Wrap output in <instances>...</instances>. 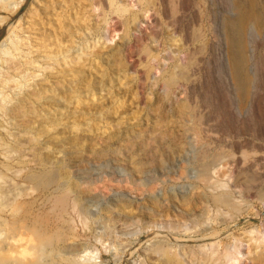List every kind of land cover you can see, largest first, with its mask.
<instances>
[{"label": "rangeland", "instance_id": "1", "mask_svg": "<svg viewBox=\"0 0 264 264\" xmlns=\"http://www.w3.org/2000/svg\"><path fill=\"white\" fill-rule=\"evenodd\" d=\"M50 1L0 0V264H175L154 245L194 242L208 217L245 261L261 252L264 73L242 97L215 50L228 0H188L179 23L159 0H75L76 39ZM58 30L73 60L52 59Z\"/></svg>", "mask_w": 264, "mask_h": 264}, {"label": "bare ground", "instance_id": "2", "mask_svg": "<svg viewBox=\"0 0 264 264\" xmlns=\"http://www.w3.org/2000/svg\"><path fill=\"white\" fill-rule=\"evenodd\" d=\"M96 1V0H95ZM116 0H111L110 4H114ZM120 1V0H119ZM129 1V0H128ZM214 1V0H212ZM101 2V1H100ZM99 0H97L98 4H101ZM190 2V1H189ZM96 3V4H97ZM104 3V2H103ZM106 3V2H105ZM129 3V2H128ZM156 3V2H155ZM216 3V1H215ZM228 8L231 12V16L229 18L224 17L222 14H220L218 17H215L214 22V29H212V33L214 34V37L211 39L212 41H215L217 43L215 50L218 51L220 54L224 53L226 62L228 63L226 66L227 71L234 77V80L236 81V87L241 94L242 97H250L252 89L253 91H256L257 86L255 85V80H257V77L259 75H263L264 70V61H262V58L264 59V52L260 53L258 55V49L264 50V0H228ZM226 3V4H227ZM46 4V3H45ZM108 4V3H107ZM159 4L161 6V12L164 17L171 18L173 20H176L177 23H179L180 14H182V11H185L188 5V0H159ZM197 5V4H196ZM218 5V4H217ZM96 6V5H95ZM98 6V5H97ZM96 6V7H97ZM149 6V5H147ZM100 7V6H98ZM152 7V6H150ZM62 12H71L78 8V4L75 0H66V1H60V0H51L47 6L44 5V11L51 13L53 10L61 9ZM102 8V7H101ZM156 9V8H155ZM148 12V11H145ZM158 12V11H157ZM239 12V13H238ZM238 13V14H237ZM135 15V14H134ZM63 17V14H62ZM69 20L71 21V38L76 39L75 34H77L76 28L77 25H74L76 22V17H74L71 13L69 14ZM40 18V17H39ZM38 18V19H39ZM184 19V18H183ZM37 20V18H36ZM170 20V19H169ZM144 21V20H143ZM186 21V20H185ZM38 22V21H37ZM141 21H137L136 25L137 27L141 26ZM65 23V22H64ZM123 23V22H122ZM146 23V22H145ZM148 23V22H147ZM170 23V21H169ZM34 24V22H33ZM117 21H114V26L117 25ZM158 24V23H157ZM166 24V22H165ZM176 24V23H175ZM194 24V23H193ZM199 24V23H198ZM197 22L195 25H197ZM65 24H62L61 28L64 27ZM123 25V24H122ZM180 25V24H179ZM55 27V25H51ZM113 26V27H114ZM182 26V25H181ZM191 26L192 22H191ZM190 28L189 26H185L187 31V35L189 37V42L192 41V38L195 36L193 33H195L200 29V24L198 27ZM80 28V27H79ZM180 28V26L178 27ZM112 29V27H111ZM185 29V28H184ZM50 30V29H49ZM62 31V30H61ZM64 32V31H63ZM56 34V33H53ZM63 33H58L53 36V43L57 48V52L53 53L52 59L58 60L61 57V54L64 53V57L70 58L73 54L74 47L73 45H67L62 47V44L64 43V38L61 36ZM197 35V34H196ZM113 36V35H112ZM199 39V35H197ZM213 36V35H212ZM140 37V35H139ZM201 37V36H200ZM261 39V45L259 42H257L258 39ZM140 39V38H139ZM144 39V38H143ZM156 39V38H155ZM214 39V40H213ZM71 40V39H70ZM47 42V41H46ZM194 42V40H193ZM28 44V43H27ZM212 43H208L210 45ZM207 45V44H206ZM45 46V45H44ZM205 46V45H204ZM214 46V45H211ZM147 47V46H146ZM19 49V48H18ZM145 49V48H144ZM195 51H198L201 53V46L198 45L197 47L193 48ZM209 48H207L208 50ZM179 50V49H178ZM192 50V49H191ZM180 51V50H179ZM193 55L195 54V51ZM205 51V50H204ZM66 52V54H65ZM191 52V53H193ZM217 52V53H218ZM143 53V52H142ZM148 53V52H147ZM190 53V54H191ZM206 53V52H205ZM186 54V53H185ZM130 55V54H129ZM63 56V55H62ZM190 55H188L189 57ZM200 56V55H199ZM204 56V55H203ZM184 57V56H183ZM201 57V56H200ZM181 58V57H180ZM179 58V59H180ZM191 58V56H190ZM182 59V58H181ZM201 59V58H199ZM205 59V58H203ZM224 59V58H223ZM152 60V59H151ZM162 60V59H161ZM182 61V60H181ZM204 62V61H203ZM30 63V62H29ZM181 63V62H180ZM184 64V63H183ZM186 64V63H185ZM164 66V65H163ZM161 68V66H160ZM189 68V67H188ZM177 69V68H176ZM192 69V68H191ZM186 70V69H185ZM184 70V71H185ZM151 71V70H150ZM163 71V70H162ZM189 72V70H188ZM212 73V71H211ZM192 74V73H191ZM152 75V74H151ZM190 76V75H189ZM157 77V76H156ZM191 78V77H190ZM189 78V79H190ZM173 81V80H172ZM177 81V80H176ZM180 82V81H179ZM257 82V81H256ZM156 83V82H155ZM173 84V83H171ZM169 85V84H168ZM180 85V84H179ZM165 89L167 88L166 85ZM163 86V87H164ZM170 86V85H169ZM182 86V85H181ZM234 87V86H233ZM168 89V88H167ZM172 91V90H171ZM182 91V89H181ZM237 91V92H238ZM206 92V91H205ZM260 92V91H259ZM181 93V92H180ZM168 94V93H167ZM187 94V93H186ZM206 94V93H205ZM253 95V93H252ZM210 96V95H209ZM220 97V96H219ZM37 99V98H36ZM194 101V100H193ZM230 102V101H229ZM240 104V103H239ZM194 105V104H193ZM227 106V105H226ZM206 110V109H205ZM220 111V110H219ZM199 112V111H198ZM199 116V115H198ZM222 116V115H221ZM236 116V115H235ZM227 117V116H225ZM224 118V117H223ZM259 118V117H258ZM256 119V118H255ZM254 119V120H255ZM203 120V119H202ZM198 122V121H197ZM231 122V121H230ZM264 122V121H263ZM200 123V122H199ZM218 123V122H217ZM223 124V123H222ZM262 124V123H261ZM264 124V123H263ZM204 125V124H203ZM242 125V124H241ZM247 125V124H246ZM256 125V124H255ZM257 126V125H256ZM257 128V127H256ZM207 129V128H206ZM203 131V130H202ZM251 131V130H250ZM242 132V131H241ZM210 133V132H209ZM263 136V135H262ZM227 138V137H226ZM248 142V140H247ZM209 143V142H208ZM243 143V142H242ZM248 144V143H247ZM201 145V144H200ZM206 146V145H205ZM246 146V145H245ZM249 147V145H248ZM204 148V147H203ZM206 148V147H205ZM255 148V145H254ZM257 148V147H256ZM260 148V147H259ZM222 149V148H221ZM248 151V150H247ZM206 153V151H203V153ZM208 152V151H207ZM203 153L201 155H203ZM204 153V154H205ZM196 155V154H195ZM225 155V154H224ZM261 156V155H260ZM259 156V157H260ZM201 157V156H200ZM258 157V158H259ZM196 158V157H195ZM262 158V157H260ZM255 160V159H254ZM257 160V159H256ZM239 163V162H238ZM251 167V166H250ZM263 167V166H262ZM242 168V167H241ZM207 170V169H206ZM245 170V169H244ZM197 171V170H196ZM228 171V170H227ZM203 172V171H202ZM205 172V171H204ZM207 172V171H206ZM231 172V171H230ZM236 172V171H235ZM201 173V172H200ZM209 174V173H208ZM231 174V173H230ZM249 175V174H248ZM200 176V175H199ZM208 177V176H207ZM204 178V177H203ZM250 178V177H248ZM231 179V178H230ZM253 179V178H252ZM237 183L239 182V179H237ZM201 181V180H200ZM234 182V181H233ZM236 183V182H235ZM236 183V186H237ZM209 184V183H208ZM251 184V183H250ZM205 185V184H204ZM235 185V184H234ZM233 186V185H232ZM235 186V187H236ZM209 187V186H208ZM234 187V186H233ZM239 190L246 194L247 196L251 192V186L248 185L245 182L239 183L238 187ZM237 189V191H239ZM1 191V190H0ZM236 191V190H235ZM5 193L0 192V199H2L0 202V205H4L5 201H3ZM232 195V194H231ZM217 196V195H216ZM250 196V195H249ZM6 199V198H5ZM217 201V200H216ZM231 201V200H230ZM8 202V201H7ZM6 202V203H7ZM64 205V204H63ZM228 205H231L230 203ZM238 210V209H237ZM237 212V211H236ZM222 214V213H221ZM230 215V214H229ZM228 215V216H229ZM210 216V215H209ZM216 218V217H215ZM218 220V219H216ZM230 220V219H229ZM202 221V220H201ZM204 229L202 236L196 237L194 242L192 243H186L182 242L181 239L175 238L177 241L172 246L168 244V242H161L159 244H153L154 245V251L156 253H162V254H173L174 259H176L175 264H251V262H254L256 264H264V249H260L261 252L254 255L253 257L247 259L248 262L245 261V257L249 255L250 248L246 246L244 241L240 239H232L230 242L222 244V240L220 239V232L215 227H217L218 224L217 221H215L214 218L208 217L204 223ZM211 224L212 227L209 225ZM196 225V224H195ZM214 226V227H213ZM196 230V228L194 227ZM201 229V228H200ZM198 231V230H197ZM139 233V232H138ZM196 233V232H195ZM193 234V233H192ZM260 236V235H259ZM259 236H255L254 241L256 242L255 248L261 247L258 243L260 240ZM21 237V236H20ZM253 238V237H252ZM250 238L249 240H251ZM2 239V238H1ZM22 241V239H20ZM189 240V239H188ZM10 241V240H9ZM19 241V240H18ZM166 241V240H165ZM263 241V240H262ZM172 242V241H170ZM33 243V242H32ZM258 243V244H257ZM261 243V242H260ZM262 245V244H261ZM41 246V245H40ZM43 247V246H42ZM244 247V248H243ZM17 250V249H16ZM40 250V248H39ZM28 251V250H27ZM44 251V250H42ZM13 251L11 254V257L14 261H16L17 258H19V255ZM33 252V251H32ZM37 252V251H36ZM26 253V252H25ZM28 253V252H27ZM30 254V253H29ZM178 259V260H177ZM171 262V261H169ZM173 262V261H172ZM253 263V264H254ZM57 264V263H56Z\"/></svg>", "mask_w": 264, "mask_h": 264}]
</instances>
